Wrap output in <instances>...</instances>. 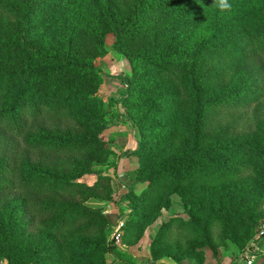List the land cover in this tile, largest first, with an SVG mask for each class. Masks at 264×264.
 <instances>
[{"label": "trees", "instance_id": "16d2710c", "mask_svg": "<svg viewBox=\"0 0 264 264\" xmlns=\"http://www.w3.org/2000/svg\"><path fill=\"white\" fill-rule=\"evenodd\" d=\"M109 33L131 66L122 101L139 127L131 153L145 181L129 192L123 240L140 238L180 189L188 219L160 226L150 264L177 254L203 264L213 223L234 235L264 200V0H0L5 264L107 262V217L85 202L116 190L96 168L112 154L95 64Z\"/></svg>", "mask_w": 264, "mask_h": 264}, {"label": "rangeland", "instance_id": "374dc122", "mask_svg": "<svg viewBox=\"0 0 264 264\" xmlns=\"http://www.w3.org/2000/svg\"><path fill=\"white\" fill-rule=\"evenodd\" d=\"M113 40L114 35L109 33L105 38L106 53L95 59V64L102 73L98 93L107 110V122L100 137L105 147L112 150L109 161L97 165L96 168H100L113 178L116 190L109 200L88 199L85 203L91 207L103 208L107 217V240L111 248L106 255V264H142V260L150 264L152 262L150 245L156 232L170 219L176 217L180 220L188 219L189 203L181 195V190L176 189L169 194L168 205L159 209L157 215L144 226L141 237L135 242H125L121 234L118 240L113 236L119 221L123 225L130 217L129 192L132 190L136 194L140 193L145 186V181L139 179L135 172L139 159L137 155L131 153L140 140L139 127L122 101L128 89L127 77L131 74V66L122 54L113 49ZM115 99L117 101L114 102ZM252 127L253 125L242 129L245 130L244 135L251 134ZM96 177L94 174H85L79 180L91 185ZM182 187L185 192L188 191L187 183ZM249 209L252 210L250 218L243 220V227L234 235H229L220 223L216 221L213 223L212 232L215 239L211 246L214 249L202 245L203 264H260L264 260V235L260 234V226L264 222V200L260 205L251 204ZM176 224L172 225L171 236L176 232ZM122 225L117 229L118 232H123ZM177 255L181 258L174 259L169 255H162L160 260L169 264H196L195 259L190 256ZM249 258L251 263L247 262ZM0 263L5 264V259Z\"/></svg>", "mask_w": 264, "mask_h": 264}, {"label": "built area", "instance_id": "2783aa9c", "mask_svg": "<svg viewBox=\"0 0 264 264\" xmlns=\"http://www.w3.org/2000/svg\"><path fill=\"white\" fill-rule=\"evenodd\" d=\"M121 225H122V222L119 221L118 226H117L116 230H115L114 233H113L114 238L117 239V240L119 239L120 234H121V232H118L117 229H118ZM260 234L264 235V222H263L262 225L260 226ZM247 262H248V263H251V259L249 258Z\"/></svg>", "mask_w": 264, "mask_h": 264}, {"label": "crops", "instance_id": "0c3cea01", "mask_svg": "<svg viewBox=\"0 0 264 264\" xmlns=\"http://www.w3.org/2000/svg\"><path fill=\"white\" fill-rule=\"evenodd\" d=\"M141 262H143L142 264H146V262H144L143 260Z\"/></svg>", "mask_w": 264, "mask_h": 264}]
</instances>
